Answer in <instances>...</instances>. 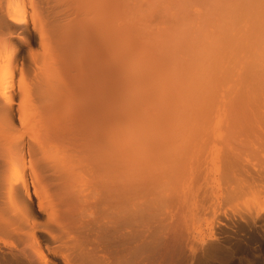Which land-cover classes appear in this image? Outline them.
<instances>
[{"label": "bare ground", "instance_id": "bare-ground-1", "mask_svg": "<svg viewBox=\"0 0 264 264\" xmlns=\"http://www.w3.org/2000/svg\"><path fill=\"white\" fill-rule=\"evenodd\" d=\"M0 264H264V0H0Z\"/></svg>", "mask_w": 264, "mask_h": 264}]
</instances>
